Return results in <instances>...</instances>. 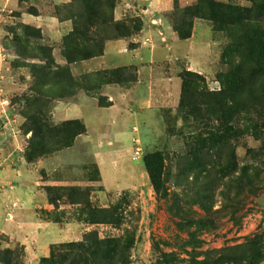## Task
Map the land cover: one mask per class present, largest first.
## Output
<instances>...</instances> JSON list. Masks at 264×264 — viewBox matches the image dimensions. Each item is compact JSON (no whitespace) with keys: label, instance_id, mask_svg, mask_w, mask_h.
Returning <instances> with one entry per match:
<instances>
[{"label":"rangeland","instance_id":"rangeland-1","mask_svg":"<svg viewBox=\"0 0 264 264\" xmlns=\"http://www.w3.org/2000/svg\"><path fill=\"white\" fill-rule=\"evenodd\" d=\"M90 1L0 0V264H264V0ZM147 24L180 98L120 133L101 58Z\"/></svg>","mask_w":264,"mask_h":264},{"label":"crops","instance_id":"crops-1","mask_svg":"<svg viewBox=\"0 0 264 264\" xmlns=\"http://www.w3.org/2000/svg\"><path fill=\"white\" fill-rule=\"evenodd\" d=\"M130 1L137 2V5H141L146 19L152 17V14L169 10L173 5V0ZM125 2L126 1L115 7L114 16L116 20L122 19V16L126 11L125 4H128ZM36 18L42 19L43 16L40 14L36 16ZM147 25L148 26L144 27L139 34H136L130 39L115 38L108 40L104 46V54L101 59L105 62V66L107 68L126 65L136 66V79L134 81H131L125 86H120L118 83L113 86L110 84L108 85L110 86L108 92L106 91V94L111 102L108 110L114 117L111 124L119 123L118 126L120 128L118 127V129H121L120 133L125 132L124 129L126 126V124L120 125V122L124 124L126 119L130 117L139 119L140 114L148 110L170 107L173 108L177 105L180 98V81H177L175 77L166 75L167 72L164 71L165 69L161 70L160 66L178 59H185L187 54H182L183 57H180L178 56V53L175 52H169L168 54L164 53V47L161 42L160 34L163 33L166 38L170 37L172 40H174L173 35L175 34L177 40L182 39H179L176 32L169 26L155 27L150 24ZM191 38L192 37L182 41H190ZM147 39H150V41L147 42ZM130 42L134 43V46L131 48L129 47ZM174 43H176V41H174ZM172 44L173 42H171L168 49H171ZM210 52L211 49L208 46L206 58H208V54ZM185 64L188 70L200 72L199 68L195 69V65L191 66L190 62ZM135 122L136 121L133 122L134 125L132 124L133 128H136L135 125L137 124ZM131 132H133L132 129ZM117 161L118 160L116 159H112L108 162L115 166ZM98 168L101 176V183L105 190L109 191L110 189L107 187L105 182L100 163L98 164ZM145 173L143 172V174ZM128 188H135V186Z\"/></svg>","mask_w":264,"mask_h":264},{"label":"trees","instance_id":"trees-1","mask_svg":"<svg viewBox=\"0 0 264 264\" xmlns=\"http://www.w3.org/2000/svg\"><path fill=\"white\" fill-rule=\"evenodd\" d=\"M83 1L89 3L90 0H83ZM90 3H93V2L90 1ZM133 34H135V32ZM133 34H131L129 32H125V33H121L120 36H118V37H130V35H133ZM179 36H180L181 39H186V38H188L190 36V34L189 33H187V34H180ZM129 47L130 48L132 47V44L131 43H129ZM188 72H189V74H192L191 71H188ZM147 157H148V159L151 158V157H162V152H161V150H156L153 153L147 155ZM146 167H147V170L149 171L150 166H146ZM99 243H100V241H99ZM101 243H104V242H101ZM106 246L113 247L114 244L111 243V242H108V243H106Z\"/></svg>","mask_w":264,"mask_h":264}]
</instances>
